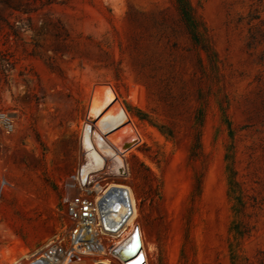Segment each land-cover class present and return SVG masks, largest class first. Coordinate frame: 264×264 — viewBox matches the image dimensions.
Masks as SVG:
<instances>
[{"label": "rangeland", "instance_id": "obj_1", "mask_svg": "<svg viewBox=\"0 0 264 264\" xmlns=\"http://www.w3.org/2000/svg\"><path fill=\"white\" fill-rule=\"evenodd\" d=\"M188 3L195 37L176 0H0V264L63 230L109 90L110 144L135 145L102 174L132 188L149 264H264V0Z\"/></svg>", "mask_w": 264, "mask_h": 264}, {"label": "built area", "instance_id": "obj_2", "mask_svg": "<svg viewBox=\"0 0 264 264\" xmlns=\"http://www.w3.org/2000/svg\"><path fill=\"white\" fill-rule=\"evenodd\" d=\"M13 130L14 120L0 112V134ZM61 202L67 218L63 230L36 252L10 264H70L81 255L102 256L108 264L138 262L145 247L128 258L124 256L128 247H122L128 240L129 246L134 245L139 233L146 242L129 185L109 182L102 173L84 176L79 168L64 181ZM145 256L142 264H149Z\"/></svg>", "mask_w": 264, "mask_h": 264}, {"label": "bare ground", "instance_id": "obj_3", "mask_svg": "<svg viewBox=\"0 0 264 264\" xmlns=\"http://www.w3.org/2000/svg\"><path fill=\"white\" fill-rule=\"evenodd\" d=\"M114 103L115 99L113 93L109 90L100 109H93L92 104L90 106L87 119L90 122H96V124L95 129H92L90 125L86 124L82 132L84 160L82 166L80 167V171L84 176L100 174L103 171H106V173L112 176L117 174L118 176L124 177L127 174L125 162L122 156L123 149H116L110 144L112 141V139H110V135L123 127L128 122V118L126 117L123 109L120 107H117L115 115H111L107 119H105L104 116L105 111ZM108 159L118 161V168L111 170V166L107 162ZM138 235L139 236L134 245L130 244L129 246V240L122 244V247H128L127 249H129L127 254L124 255L125 258L132 256L139 250V248L143 247L142 236L140 233ZM103 262L107 263L106 260ZM145 262V255L142 252L136 264H142Z\"/></svg>", "mask_w": 264, "mask_h": 264}, {"label": "trees", "instance_id": "obj_4", "mask_svg": "<svg viewBox=\"0 0 264 264\" xmlns=\"http://www.w3.org/2000/svg\"><path fill=\"white\" fill-rule=\"evenodd\" d=\"M176 4L181 13L183 21L186 23L192 35L195 37L196 35L194 32V20H193V16L190 10L188 0H176Z\"/></svg>", "mask_w": 264, "mask_h": 264}, {"label": "water", "instance_id": "obj_5", "mask_svg": "<svg viewBox=\"0 0 264 264\" xmlns=\"http://www.w3.org/2000/svg\"><path fill=\"white\" fill-rule=\"evenodd\" d=\"M133 145H135V142L130 143V144H124L123 147H122V149H123V150H127V149H129L130 147H132Z\"/></svg>", "mask_w": 264, "mask_h": 264}]
</instances>
